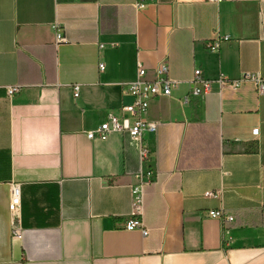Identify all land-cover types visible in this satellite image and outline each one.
I'll list each match as a JSON object with an SVG mask.
<instances>
[{"label":"crops","instance_id":"crops-1","mask_svg":"<svg viewBox=\"0 0 264 264\" xmlns=\"http://www.w3.org/2000/svg\"><path fill=\"white\" fill-rule=\"evenodd\" d=\"M162 62L179 84L149 105L150 159L126 132L90 140L133 102L124 84L138 64L153 80ZM197 69L264 78V0H0V264H264V93L214 84L183 104ZM149 170L144 238L125 222ZM10 182L21 184L22 240ZM218 209L235 221L208 216Z\"/></svg>","mask_w":264,"mask_h":264},{"label":"built area","instance_id":"built-area-1","mask_svg":"<svg viewBox=\"0 0 264 264\" xmlns=\"http://www.w3.org/2000/svg\"><path fill=\"white\" fill-rule=\"evenodd\" d=\"M138 8H142L143 4H138ZM56 31L57 42L62 41L59 34L60 28L58 25L54 26ZM222 39V38H221ZM220 39V40H221ZM220 40L210 44V50L216 51L219 48ZM100 69H104V65H100ZM170 68L167 62H162L157 70L156 77L153 80H146V68L142 64H138L136 80L124 84L125 91L133 98L131 104L122 105L117 113L112 112L108 114L107 120L101 124L96 130L87 132V137L90 140L106 141L112 134L128 133L131 138L138 143L139 156L142 163H146L150 159V150L145 145L144 134L147 131L154 132L157 129V123L146 119L151 101L157 97H171L172 91L179 84V81L172 79L169 76ZM192 89L190 93L182 100L183 104H189L192 99L204 97L210 94L214 84L219 88L227 87L231 90L237 91L245 84H254L259 94L264 93V78L259 73L246 72L241 74L237 79L230 80L224 74H221L216 81L208 80L204 77L203 72L199 69L194 71V76L190 81ZM19 86H10L7 89L8 96L11 98L19 91ZM74 96H78L79 87L74 88ZM259 130H253V134L258 135ZM156 178V172L149 170L139 172L136 174V182L131 187L132 194V211L130 216L126 219V230H139L144 238L149 236V230L143 222L145 189ZM10 204L9 210L11 215V232L14 240H22L23 227L21 224V207H22V191L21 184L17 182H10ZM208 198L222 197V192H207L205 194ZM264 212V206L262 207ZM208 216L215 220H219L222 225L232 223L235 217L228 214L224 209L210 210Z\"/></svg>","mask_w":264,"mask_h":264}]
</instances>
